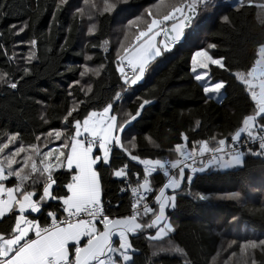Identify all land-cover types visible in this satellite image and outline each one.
<instances>
[{
    "label": "trees",
    "instance_id": "16d2710c",
    "mask_svg": "<svg viewBox=\"0 0 264 264\" xmlns=\"http://www.w3.org/2000/svg\"><path fill=\"white\" fill-rule=\"evenodd\" d=\"M252 1L251 6L246 4L237 12L235 0H213V5L194 18L184 41L151 62L143 81L132 87L123 86L116 71L118 51L130 45L151 18L162 17L186 0H67L64 4L60 0H0V72L18 84L16 89L0 84V144L8 135L18 134V148L21 144L25 148L45 144L44 149L66 151L61 146L75 132L64 121L70 108L77 109L73 117L82 121L88 111H102L111 102V114L124 122L145 99L149 103L141 115L121 132L124 147L141 159H174L178 143L189 149L193 141H208L210 146L218 139L227 143L255 108L234 75L252 67L256 52L264 44V9L257 7L259 0ZM106 3L115 7L105 11ZM223 16L230 17L228 24L222 22ZM136 17L140 19L129 27L128 21ZM171 23L166 22L167 26ZM21 28L24 31L20 32ZM32 39L37 41L34 48ZM209 43L216 48L208 49ZM201 49L214 58H223L228 69H208L212 82H225L219 101L205 96L191 71V56ZM30 54L34 55L29 62L26 58ZM25 68L29 69L27 74ZM85 68L88 71L82 76ZM118 91L120 99L115 98ZM56 130L62 132L60 140L54 134L48 136ZM181 133L187 141L182 140ZM13 143L0 158L14 151ZM110 160L111 168L98 169L102 200L105 208H112L111 216L119 218L130 214V195L121 193L125 183L112 173L127 163L134 173L130 180L136 181L142 178V165L119 148L114 149ZM54 176L61 193H66L63 184L70 179L67 170L58 169ZM165 182L160 173L150 177L152 199ZM186 182L167 214L173 231L159 241L149 239L154 229L130 238L133 264H264L260 247L244 252L240 247L249 240L264 239V158L246 154L239 168L197 173L189 185ZM15 183L11 177L6 185ZM42 187V183L35 185L38 194H42ZM151 206L155 207L154 202ZM48 210L45 207L43 215L30 214L29 218L38 216L43 223ZM0 221V234L8 235L14 216ZM177 248L183 250V256L175 251Z\"/></svg>",
    "mask_w": 264,
    "mask_h": 264
},
{
    "label": "snow or ice",
    "instance_id": "6c2138e0",
    "mask_svg": "<svg viewBox=\"0 0 264 264\" xmlns=\"http://www.w3.org/2000/svg\"><path fill=\"white\" fill-rule=\"evenodd\" d=\"M66 2L67 0H60V4ZM246 4L251 6L252 0H235V10L242 11ZM211 5L213 0H186L185 3L173 6L162 17L151 18L145 29L138 30L132 43L122 46V51L117 53L116 71L120 74L123 86L135 85L140 81L151 62L180 41L185 28L193 22L199 11L207 10ZM113 7L115 4L106 3L104 10L110 12ZM257 7L264 9V3ZM148 16L152 17L150 10ZM138 19L140 17L128 21V26H133ZM221 20L228 24L230 17L223 16ZM166 22H172L170 28ZM161 34L165 39L157 42L156 38ZM30 43L33 48L37 45L35 39ZM207 48L214 49L216 45L209 43ZM33 55L30 54L26 59L30 62ZM210 66L228 70L223 58H214L208 50H197L191 56V71L196 81H205L203 93L206 97L209 94H220L225 88L224 81L211 82L208 72ZM126 68L131 70V75ZM28 71V68L24 69L26 74ZM87 71L85 68L81 75ZM234 75L244 85L255 108L252 114L243 118L241 126L231 135V144H227L225 139L216 140L213 137L216 140L215 146H210L204 140L193 141L190 150L184 143L176 144L174 159H141L124 147L121 132L127 124L141 115V110L149 103L145 99L131 119L124 122L110 114L113 110L111 102L102 111H88L82 121L73 117L77 109L72 107L64 117V121L75 129L74 134L65 139L61 146L66 151L55 148L41 152L38 145H30V151L22 160H17L16 157L26 151L21 144L9 156L0 158V218L10 220L14 216L10 233L0 234V264H133L130 234L156 229L155 235L149 236V239L157 240L173 231L166 209L175 207L177 190H183L182 181L186 180L190 184L197 173L241 165L245 155L240 150L241 147L246 148L253 156H264V44L256 52L252 67L246 73L238 72ZM0 84L11 89L18 86L17 82L9 79L7 73L2 72ZM88 91H91L90 86ZM120 97L121 92H116L115 98ZM69 117H73V120L69 121ZM53 134L56 140L62 137L59 130L49 132L48 136ZM17 135H9L8 142L0 144V153L9 147V143L17 140ZM181 138L184 141L188 139L183 133ZM36 139L39 140L40 136ZM256 142L258 150L254 151L248 145ZM97 147L99 155L93 151ZM117 148L126 153L130 160L143 165V175L142 180H130V175L134 173L129 171L127 163L113 171L112 174L121 178L126 185L121 191L128 190L131 193L130 214L114 218L111 216L112 208H105L103 204L102 178L98 173V165L111 168L110 154H114V149ZM37 157L42 158L37 161ZM58 169H66L70 177L63 184V188H66V193L63 194L57 184L58 178L54 176ZM185 169L188 170L187 173ZM158 170L162 171L167 181L155 194L153 207L148 202V194L154 191L150 177ZM11 177H15L16 183L7 187L5 182ZM39 183L43 184L42 194H38L35 188ZM53 185L57 187L54 188ZM166 190H171L173 194H166ZM37 195L38 199H34ZM200 199L204 197L201 196ZM49 201H58V204L52 205ZM45 207L49 210L43 223L38 216L29 218L34 213L43 215ZM114 237L119 239L118 246L114 245ZM240 247L241 252L257 247L264 250V239L249 240ZM175 251L181 256L184 254L182 249L177 248Z\"/></svg>",
    "mask_w": 264,
    "mask_h": 264
},
{
    "label": "rangeland",
    "instance_id": "374dc122",
    "mask_svg": "<svg viewBox=\"0 0 264 264\" xmlns=\"http://www.w3.org/2000/svg\"><path fill=\"white\" fill-rule=\"evenodd\" d=\"M256 1V0H255ZM252 2H254V1H252ZM259 3H257L258 5L259 4H262V3H264V0H259L258 1ZM255 4H256V2H255ZM162 39H165L164 37H163V35L161 34L160 36H158L157 38H156V40H157V42H159L160 40H162ZM173 51V46H172V48L171 49H169L168 51H166V52H163L162 53V55L164 54V53H167V54H169V53H171ZM161 55V56H162ZM159 57H157V58H155L153 61H156L157 59H158ZM152 61V62H153ZM126 63V62H125ZM198 71H203V70H198ZM207 79V78H206ZM143 81V78L140 80V81H138V83H136L135 85H130V86H132V87H134V86H136L137 84H139V83H141ZM202 86H203V84L205 83V81H198ZM212 82V81H211ZM212 83H215V82H212ZM223 95V89L221 90V93L220 94H209V96L212 98V99H214L215 101L217 100V101H219L220 100V98H221V96ZM111 114V113H110ZM9 136V135H8ZM8 141V137H7V139H6V141L4 142V143H6ZM12 144V143H11ZM14 145L12 146L13 148H14V151H15V149H17L18 148V143H17V141H15L14 143H13ZM40 147V149H41V151L42 152H45V151H49V149H44V147H45V144H44V146H39ZM25 149H29L30 150V148L28 147H26ZM26 153H28L29 151H25ZM21 153L20 154V157H23L24 155H26V153ZM40 158H42V157H40ZM233 168H235V167H232V168H230V169H224V170H232ZM220 170V169H219ZM161 238V237H160Z\"/></svg>",
    "mask_w": 264,
    "mask_h": 264
},
{
    "label": "crops",
    "instance_id": "0c3cea01",
    "mask_svg": "<svg viewBox=\"0 0 264 264\" xmlns=\"http://www.w3.org/2000/svg\"><path fill=\"white\" fill-rule=\"evenodd\" d=\"M138 83V82H137ZM243 137V136H242ZM93 151H94V153H96V154H98L99 155V150H98V147L97 148H95V149H93ZM110 157H111V154H110ZM242 159H243V157H242ZM5 163H6V160L4 161ZM242 165V164H241ZM241 165H237V166H233V167H235V168H239V167H241ZM109 166H107V165H103V164H99L98 165V169H107ZM235 168H233V169H235ZM219 170V169H218ZM220 171H225V170H221L220 169ZM167 181V180H166ZM7 182V181H6ZM6 182H5V185H6ZM182 185H183V181H182ZM7 186V185H6ZM8 187V186H7ZM178 191H180V190H177V192ZM157 193V192H156ZM155 193V194H156ZM155 194H154V196H155ZM166 194H168V195H172L173 193L171 192V190H166ZM154 196H153V202H154ZM171 210H173V208H168V209H166V215L168 214V212H170ZM34 214H37V213H34ZM9 215H11V214H9ZM168 216V215H167ZM2 218H0V220H1ZM101 229H102V225H101ZM155 230V232H156V229H154ZM155 232H154V235H155ZM168 234L169 233H167L166 235H164V236H162L161 238H159V239H157L156 241H159V240H162V239H164V238H166L167 236H168ZM135 235H137V234H130V238L131 237H133V236H135ZM153 235V236H154ZM113 241H117V244H114L115 246H118V244H119V239H118V237H114L113 238ZM132 253H133V251H132V249L130 250V255H132Z\"/></svg>",
    "mask_w": 264,
    "mask_h": 264
},
{
    "label": "built area",
    "instance_id": "2783aa9c",
    "mask_svg": "<svg viewBox=\"0 0 264 264\" xmlns=\"http://www.w3.org/2000/svg\"><path fill=\"white\" fill-rule=\"evenodd\" d=\"M126 71H128V72H129V75H131V70H130V69H127V68H126ZM242 139H244V137H242ZM227 144H231V140L228 141ZM248 146L251 147L254 151H255V150H258V142H256V143H250ZM186 147H187V146H186ZM187 148H188V147H187ZM94 149H95V148H94ZM189 150H190V149H189ZM240 150H241L242 152H244L245 155H246V154H248V155H252L251 153L247 152V149L244 148V147H241ZM206 155H207V154H206ZM259 157L264 158V156H259ZM225 158H227V157H225ZM185 171L187 172L188 170L185 169ZM142 173H143V165H142ZM156 173H160V174L163 175L162 171H160V170H158ZM156 173H153V174H156ZM120 179H121V178H120ZM141 180H142V178H141ZM166 180H167V178H166ZM186 185H189V183L186 182ZM123 188H126V185H125ZM121 193H128V194L130 195V203H131V193H130V191L125 190V191H121ZM148 202L150 203V205H152V203H153V199H152V197H151V193L148 194ZM130 212H131V208H130ZM49 222H50V220H49Z\"/></svg>",
    "mask_w": 264,
    "mask_h": 264
},
{
    "label": "water",
    "instance_id": "95a60500",
    "mask_svg": "<svg viewBox=\"0 0 264 264\" xmlns=\"http://www.w3.org/2000/svg\"><path fill=\"white\" fill-rule=\"evenodd\" d=\"M196 17V16H195ZM194 17V18H195ZM194 20V19H193ZM192 25V23L189 25V26H187L186 28H185V30H184V33H185V31L187 30V29H189L190 28V26ZM169 28L171 27V25H169L168 26ZM163 35V34H162ZM163 37H164V35H163ZM165 38V37H164ZM184 38H185V34L182 36V38H181V40L180 41H178V42H176V43H181V42H183L184 41ZM175 43V44H176Z\"/></svg>",
    "mask_w": 264,
    "mask_h": 264
}]
</instances>
